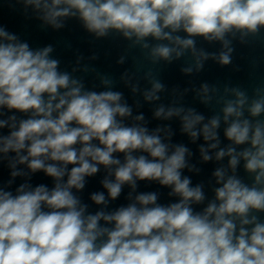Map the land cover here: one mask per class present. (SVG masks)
Segmentation results:
<instances>
[{"label":"clouds","instance_id":"1","mask_svg":"<svg viewBox=\"0 0 264 264\" xmlns=\"http://www.w3.org/2000/svg\"><path fill=\"white\" fill-rule=\"evenodd\" d=\"M22 2L55 29L64 26V18L78 17L96 38L110 31L122 34L132 46L149 49L153 63H171L190 52L197 70L210 57L221 66L232 62L229 34L243 38L264 30V0ZM181 31L186 36L175 35ZM149 37L168 43L150 46ZM196 37L219 41L225 50L218 56L198 50ZM52 51L51 46L33 50L0 27V109L27 117L0 119V129L9 128L7 136L0 135V154H15L9 164L12 177L43 172L53 181L51 188L23 183L15 194L0 188V264H264V221L255 214L264 213V119H259L264 116V88L255 90L250 103L238 88L231 90L235 99L224 101V136L231 144L220 148L215 158L228 157V165L214 171L220 185L215 199L197 212L193 205L202 204L205 194L202 185L193 187L182 175L189 167L187 147L165 143L159 128L149 132L139 123L125 124L123 118L130 117L132 109L123 94L86 90L81 81L58 70L59 61L49 56ZM102 83L108 86L111 81L103 78ZM150 83L144 97L158 100L164 85L154 77ZM202 88L208 92L207 84ZM246 106L254 119L245 117ZM173 116L180 117L182 132L193 142L202 135L204 141H213L210 149L218 148L219 116L203 123L205 117L194 109L165 111L160 106L155 111L157 118ZM241 145L248 147L238 152L235 146ZM200 152L204 161L211 159L204 147ZM118 153L123 160L114 155ZM241 160L253 175L251 185L236 174ZM17 165H25L28 173ZM101 166L107 170L101 181L107 196L92 194L97 205L115 201L125 185L135 192L138 181L158 182L178 200L162 205L156 192L134 197L130 192L127 206L86 214L87 205L73 189L82 190L86 177Z\"/></svg>","mask_w":264,"mask_h":264},{"label":"water","instance_id":"2","mask_svg":"<svg viewBox=\"0 0 264 264\" xmlns=\"http://www.w3.org/2000/svg\"><path fill=\"white\" fill-rule=\"evenodd\" d=\"M42 13L35 11L31 6L25 8L22 0H0V27L9 33L15 34L20 42H26L33 50L43 49L51 46L53 51L49 56L59 61L58 70L67 72L73 79L81 81L86 90L106 91L113 90L123 94V102L132 109V115L123 118L127 125L139 123L148 128L149 132L161 129L158 133L165 143L171 145H184L190 155L186 156L189 167L182 170V175L189 177L191 186L202 185L205 200L202 204H194L195 211H202L210 201L215 199V188L219 187L213 176L217 168L227 169L228 157L216 160L215 154L220 148H227L231 144L224 136L226 124L223 121L222 108L225 100L235 99L232 89L238 88L247 93L249 103L256 98L255 90L264 88V30L257 36L249 35L241 37L239 33L235 36L229 34L226 38L230 40L233 49L231 53L232 62L227 66H221L217 60L209 58L203 61V67L197 70L195 59L190 52H186L179 59H173L171 63L159 61L153 63L148 55L149 49H142L139 45L132 46V41L125 39L122 34L110 31L109 35L96 38L94 34L88 33L78 17L64 18V26L59 29L53 28L41 18ZM175 35L181 37L186 33L179 32ZM135 38L133 37V40ZM196 47L209 54H218L225 50L219 41L208 42L202 37H196ZM148 43L167 44L168 41H155L151 37ZM123 57V63H118ZM192 67L191 73H185L182 69ZM152 75L149 76L148 74ZM158 79L164 89L157 93L158 100L148 101L144 93L151 89L150 80ZM107 78L111 84L106 86L102 79ZM208 85V92L203 91L202 85ZM133 86L137 91L133 92ZM227 89V91H226ZM207 98V99H206ZM163 106L165 111L169 108L194 109L205 117L203 123H207L213 116L220 117L218 128V139L220 141L217 149H210L209 144L213 141H204L199 136L194 142L182 132L181 119L173 116L169 119L155 117V111ZM245 107V117L251 118ZM0 119L7 120L9 116L15 115L17 121L27 118L25 114L0 109ZM182 113L181 115H183ZM137 115H143V121H135ZM259 119H264L261 116ZM201 126L198 125L199 129ZM170 133V135H169ZM9 128L0 129V135L7 136ZM206 149V154L211 157L204 161L200 148ZM239 152L248 145L235 146ZM139 153H137L138 155ZM117 155L123 160V154ZM15 154L8 153L6 156L0 154V188L15 194L16 189L23 183L32 187L45 185L53 186V181L43 172L28 173L25 165H17V169L28 173L26 176L12 177L13 169L9 166ZM244 161L241 160L236 174L245 183H253V175L248 174L243 168ZM71 167V166H70ZM191 168V170H189ZM231 175V170H228ZM107 176V170L100 167V171L94 176L86 177L85 187L77 192L73 189L81 203L87 205L86 214H95L98 211L112 212L121 206L130 203L128 195L132 192L133 197L139 193L156 192L158 203L168 205L178 200V197L170 196L168 187H162L158 182L138 181L135 192L125 185L121 195L115 201H109L107 205H97L91 200V195L104 192L101 181ZM11 181V184H9ZM261 221H264V213H255ZM103 224V221H101Z\"/></svg>","mask_w":264,"mask_h":264}]
</instances>
